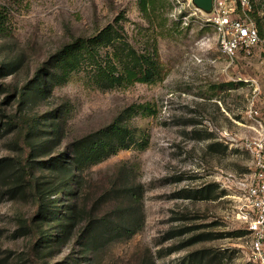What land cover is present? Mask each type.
<instances>
[{
  "label": "rangeland",
  "instance_id": "374dc122",
  "mask_svg": "<svg viewBox=\"0 0 264 264\" xmlns=\"http://www.w3.org/2000/svg\"><path fill=\"white\" fill-rule=\"evenodd\" d=\"M168 1L163 19L150 23L139 0H0L7 27L0 34V64L12 63L14 69L0 78V159L27 158L33 144L53 137L54 121L61 142L34 157L38 175L54 189L59 176L40 169L39 161L68 154L76 138L109 124L131 105L149 103L155 111L137 112L131 122L138 142L147 140L145 148L134 144L85 171L84 216L63 245L40 246L41 237L60 233V222L33 221L37 206L30 191L10 193V172L0 175V264H257L237 210L244 193L239 180L256 172L245 143L264 141V44L252 57L231 60L189 0ZM121 14L138 51L157 38L158 80L104 91L82 68L47 98L27 96L51 54ZM111 51L110 46L103 54ZM32 123L38 140L26 134ZM131 185L142 188L140 230L129 239L104 242L85 260L81 231L91 217L115 218L120 209L137 207L116 198V190ZM197 193L211 197L192 196ZM54 198L64 209L65 198Z\"/></svg>",
  "mask_w": 264,
  "mask_h": 264
},
{
  "label": "trees",
  "instance_id": "16d2710c",
  "mask_svg": "<svg viewBox=\"0 0 264 264\" xmlns=\"http://www.w3.org/2000/svg\"><path fill=\"white\" fill-rule=\"evenodd\" d=\"M168 3V0H139V7L148 21L155 23V20L162 18L161 9H165ZM5 19L6 16L0 11L1 35L7 32ZM125 19V15L121 14L96 33L89 36L74 37L71 41L63 44L37 70L34 82L28 87L27 96L47 98L55 87L67 83L72 75L82 68L88 70L96 86L104 91L129 86L136 82L158 80L162 76V67L157 38H153V42H150L145 50L138 51L129 42L125 34L122 21ZM258 23L261 28V35L264 37V18H259ZM110 46L112 51L103 54V50ZM11 64H0V78L14 72ZM15 65L13 64V66ZM0 88H2L1 85ZM8 89L6 87L5 90ZM22 96H26L25 93H22ZM137 112L153 114L155 111L149 103L131 105L121 111L109 124L76 138L70 144L68 154L59 153L47 161H39V164L42 165L39 166L40 169L41 167L42 169L46 168L52 175L59 176V185L54 189H48L46 181H43L38 175L36 166L38 161L34 158L40 156L53 142L55 143L52 145L54 147L61 142L62 135L54 121L51 124L53 137L50 140L47 139L45 143L40 142L37 146L33 144L30 148L31 153L27 158L20 161L11 158L0 159V175L2 176L9 171L8 176L10 179L12 178L9 192L16 194L20 191H30L37 206L33 221L50 222L56 220L60 222V233L52 239L41 237L40 246L50 248L58 244L63 245L72 236L79 218H83L85 207L82 208L80 200L84 193L85 171L134 144H139L140 148L147 146L148 142L145 139L140 141L141 143L138 142L137 129L131 124ZM50 116L56 119L54 115L51 114ZM12 124L16 126L14 128H19L16 122L7 121L6 123L10 126ZM23 130L24 128H20V131ZM25 130L26 134L36 138L35 140L40 138L37 136L39 129L35 123L28 125ZM115 192L116 198L129 199V202L138 206L120 209L115 218L108 214L91 217L81 231L79 239L85 260H89L90 255L97 253L104 242L110 243L116 240L129 239L141 228V219L138 220L137 218L138 211L141 212L142 208L141 186H126ZM110 194V192L106 193L105 198L102 199L106 201ZM55 195L65 198L62 200L64 201V209L61 210L56 205L58 199L54 198ZM190 196L187 195V197ZM192 196L211 197L208 193L206 195L197 193ZM95 209L93 208L91 212H94ZM246 232V230L241 231V233Z\"/></svg>",
  "mask_w": 264,
  "mask_h": 264
},
{
  "label": "built area",
  "instance_id": "2783aa9c",
  "mask_svg": "<svg viewBox=\"0 0 264 264\" xmlns=\"http://www.w3.org/2000/svg\"><path fill=\"white\" fill-rule=\"evenodd\" d=\"M214 29L220 52L231 60L252 57L264 44L258 19L264 18V0H212L210 11L200 9L189 0ZM254 155L256 172L239 180L244 190L237 218L249 237L257 264H264V141H247Z\"/></svg>",
  "mask_w": 264,
  "mask_h": 264
},
{
  "label": "water",
  "instance_id": "95a60500",
  "mask_svg": "<svg viewBox=\"0 0 264 264\" xmlns=\"http://www.w3.org/2000/svg\"><path fill=\"white\" fill-rule=\"evenodd\" d=\"M194 3L204 11H210L212 8V0H194Z\"/></svg>",
  "mask_w": 264,
  "mask_h": 264
}]
</instances>
